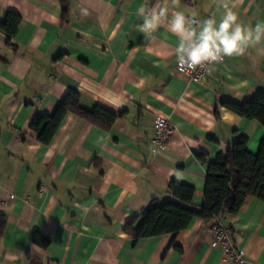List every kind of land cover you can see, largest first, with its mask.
Returning <instances> with one entry per match:
<instances>
[{
	"label": "crops",
	"instance_id": "0c3cea01",
	"mask_svg": "<svg viewBox=\"0 0 264 264\" xmlns=\"http://www.w3.org/2000/svg\"><path fill=\"white\" fill-rule=\"evenodd\" d=\"M144 3L0 0V21L8 12L21 18L14 47L0 30V264H232L211 246V222L193 219L174 236L137 242L123 227L153 201L171 198L170 181L192 186V204L201 206L207 165L238 135L258 153L264 127L220 102L264 91V41L191 83L177 70L167 21L176 11L198 22L219 18L223 9L216 0H169L162 26L146 36L137 15ZM230 4L244 24L264 22V0ZM70 91L87 109L123 114L104 130L68 113L51 143H39L32 117L52 112ZM156 114L173 125L163 148L152 142ZM220 219L243 264H264V202L248 196ZM34 233L48 246L35 244Z\"/></svg>",
	"mask_w": 264,
	"mask_h": 264
},
{
	"label": "trees",
	"instance_id": "16d2710c",
	"mask_svg": "<svg viewBox=\"0 0 264 264\" xmlns=\"http://www.w3.org/2000/svg\"><path fill=\"white\" fill-rule=\"evenodd\" d=\"M21 18L15 12H8L0 21V30L6 36V44L13 46ZM220 105L240 117L255 120L264 127V91L242 103L222 100ZM71 113L101 129L110 130L122 113L115 114L100 106L91 109L83 107L78 92L70 91L61 99L49 114H36L29 123V129L43 145H49L65 116ZM248 138L238 135L225 151H218L207 165L204 184V199L201 206L192 204L194 188L190 185L170 181L167 193L171 198L149 204L144 211L125 223L123 231L134 242L139 239L164 234L173 236L187 228L193 219L211 222L236 214L244 200L253 196L264 202V136L258 153L253 155L246 149ZM199 159L205 162L201 153ZM5 219L0 215V232ZM33 242L47 247L49 240L34 233Z\"/></svg>",
	"mask_w": 264,
	"mask_h": 264
},
{
	"label": "clouds",
	"instance_id": "9594fccd",
	"mask_svg": "<svg viewBox=\"0 0 264 264\" xmlns=\"http://www.w3.org/2000/svg\"><path fill=\"white\" fill-rule=\"evenodd\" d=\"M216 2L223 9L219 18L213 15L196 22L183 11H176L167 21V30L177 38L174 54L179 70H195L206 65L211 70L225 57L243 56L249 48L264 41V22L246 25L233 10L236 5L230 4V0ZM171 3L178 5L179 0ZM168 7L169 0H156L151 5L145 0L137 10L143 21L139 30L146 36L156 33L167 17ZM83 13L87 15V9ZM260 51L264 53V48Z\"/></svg>",
	"mask_w": 264,
	"mask_h": 264
},
{
	"label": "built area",
	"instance_id": "2783aa9c",
	"mask_svg": "<svg viewBox=\"0 0 264 264\" xmlns=\"http://www.w3.org/2000/svg\"><path fill=\"white\" fill-rule=\"evenodd\" d=\"M193 20L198 22V20L196 19ZM177 70L183 74H186L189 78V82L201 83L205 79L206 74L209 72V67L207 65L204 67L198 66L195 70L181 71L179 70L177 65ZM153 127V144L158 148L165 147L173 132V125L171 124L169 118L161 114H156L153 122ZM210 231L213 237L211 246L213 248L221 249L222 257L224 260H228L232 264L244 263L243 251L238 249V247L235 245L230 236L229 229L222 224L219 217H216L211 221Z\"/></svg>",
	"mask_w": 264,
	"mask_h": 264
}]
</instances>
